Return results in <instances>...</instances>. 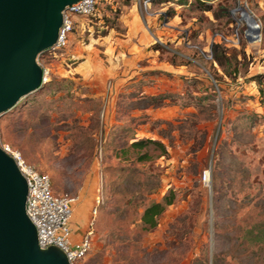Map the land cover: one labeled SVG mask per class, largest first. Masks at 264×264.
Wrapping results in <instances>:
<instances>
[{
    "label": "rangeland",
    "instance_id": "374dc122",
    "mask_svg": "<svg viewBox=\"0 0 264 264\" xmlns=\"http://www.w3.org/2000/svg\"><path fill=\"white\" fill-rule=\"evenodd\" d=\"M98 5L42 57L50 82L0 116V141L75 198L77 237L100 197L83 264H264V0ZM101 85L118 98L105 134L101 98L82 99Z\"/></svg>",
    "mask_w": 264,
    "mask_h": 264
},
{
    "label": "water",
    "instance_id": "95a60500",
    "mask_svg": "<svg viewBox=\"0 0 264 264\" xmlns=\"http://www.w3.org/2000/svg\"><path fill=\"white\" fill-rule=\"evenodd\" d=\"M78 0H0V116L41 84L36 59L51 47L63 9ZM27 183L0 147V264H69L56 246L40 248L25 212Z\"/></svg>",
    "mask_w": 264,
    "mask_h": 264
},
{
    "label": "built area",
    "instance_id": "2783aa9c",
    "mask_svg": "<svg viewBox=\"0 0 264 264\" xmlns=\"http://www.w3.org/2000/svg\"><path fill=\"white\" fill-rule=\"evenodd\" d=\"M152 0H138L146 7ZM98 0H78L67 5L62 11V23L58 31L55 43L42 51L36 61L42 68L41 84L50 82V70L42 60L44 56H57L63 51L76 28H83L89 18L99 16L96 11ZM92 22V21H91ZM0 147L10 155L16 163L20 173L27 183V196L25 202V212L33 223L37 242L40 248L56 246L66 256L69 264H83L91 247L93 234V221L101 202L97 195L91 207V217L86 225V229L77 239L72 234V214L75 198L68 194H56L52 191L51 180L48 174L38 171L32 164L27 162L22 154L12 149L7 143L0 141ZM208 173L202 174L205 182Z\"/></svg>",
    "mask_w": 264,
    "mask_h": 264
},
{
    "label": "crops",
    "instance_id": "0c3cea01",
    "mask_svg": "<svg viewBox=\"0 0 264 264\" xmlns=\"http://www.w3.org/2000/svg\"><path fill=\"white\" fill-rule=\"evenodd\" d=\"M126 22L128 24H130L133 27V29H134V27L136 29L137 21L135 19L132 18L131 20H129V21L127 20ZM131 34H133V33H131ZM134 35L136 36V34H134ZM126 49H131V48L127 47ZM126 49H123V52H125ZM59 74H60V72H59ZM62 75L63 76H69V75H65V74H62ZM80 83L87 86L86 84H88L90 82L89 81H83ZM73 84H76V83H73ZM99 88H97L95 90V93H93L92 95L82 94V99L92 98L94 100L96 98H101V102L103 103V107L101 109V115H100V118H101L100 119L101 120V134L102 133L105 134L108 131L109 124H111V122L115 119V112H116L115 105H116V101L118 98L115 94H112L113 92L112 93H111V91L109 92V89L107 87H102V85H101ZM76 230H77V226L75 225V223H72V232L74 234V239L78 238L77 237L78 232Z\"/></svg>",
    "mask_w": 264,
    "mask_h": 264
},
{
    "label": "trees",
    "instance_id": "16d2710c",
    "mask_svg": "<svg viewBox=\"0 0 264 264\" xmlns=\"http://www.w3.org/2000/svg\"><path fill=\"white\" fill-rule=\"evenodd\" d=\"M152 1H155V0H152ZM99 10H100V7L97 3L96 11L98 12ZM206 10H209V7H207ZM116 16H117V13H116ZM218 48H219V45L215 44L212 48L213 52L215 53ZM216 60H218V62L220 63L219 57H216ZM254 78H256V80L258 81V84H262V81L264 79V73L255 75ZM148 143L161 145L160 141L155 140V139H138L132 142L134 146H139V147H143ZM162 148L164 149L163 146ZM213 179L215 180V172L213 173ZM173 196H174L173 193L170 191L169 195H165L163 197L162 202L161 201L153 202L152 204L145 207V209L143 210L142 216H141V220L145 225H147L148 228H153L157 225L158 217L164 211L165 206L170 205L172 203Z\"/></svg>",
    "mask_w": 264,
    "mask_h": 264
},
{
    "label": "bare ground",
    "instance_id": "6f19581e",
    "mask_svg": "<svg viewBox=\"0 0 264 264\" xmlns=\"http://www.w3.org/2000/svg\"><path fill=\"white\" fill-rule=\"evenodd\" d=\"M247 14H249V13H247L246 11H243V13L241 14V19H242V21L247 22V21L244 19V17H243V15H247ZM252 23H253L254 25H256L254 19H252ZM248 24H249V23H248ZM249 28H250V25H249ZM248 32H249V31H248ZM248 36H249V35H248ZM249 38H250V37H249Z\"/></svg>",
    "mask_w": 264,
    "mask_h": 264
}]
</instances>
